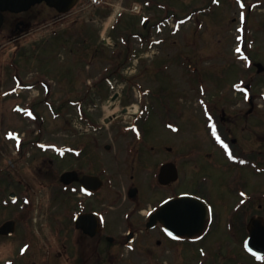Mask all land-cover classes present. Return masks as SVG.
<instances>
[{"label": "rangeland", "instance_id": "374dc122", "mask_svg": "<svg viewBox=\"0 0 264 264\" xmlns=\"http://www.w3.org/2000/svg\"><path fill=\"white\" fill-rule=\"evenodd\" d=\"M106 1L96 7L81 0L56 24L53 9L36 5L27 31L34 30L31 35L0 50V73L2 55L5 60L0 83L5 94L0 98V221L13 218L27 224L24 229L18 223L13 238L0 239L3 259L13 260L23 231L30 229L33 245L44 253L52 228L49 218L57 210L56 201H49V192L56 194L57 189L48 182L80 163L71 154L62 158V146L73 152L87 143L105 156L103 146L113 143L121 156L130 141L124 127L136 108L138 116L147 117L142 126L148 142L173 146L180 154L181 167L189 172L181 177V189L190 188L201 174H208L213 185L222 177L221 152L203 123L210 114L206 106L238 114L234 105L242 95L235 92L254 82L260 99L259 132L264 133V73L257 74L251 64L264 66V0H243L244 7L237 0ZM134 4L141 10L131 8ZM8 33V25L3 26L0 34ZM18 87L22 92L15 93ZM23 107L31 114L25 115ZM193 153L198 156L192 161ZM213 157L212 164L204 162ZM195 165L200 173L190 171ZM10 192L18 197L12 203L7 201ZM31 198L34 204L27 210L22 199ZM24 211H30L26 218Z\"/></svg>", "mask_w": 264, "mask_h": 264}, {"label": "flooded vegetation", "instance_id": "af4514ba", "mask_svg": "<svg viewBox=\"0 0 264 264\" xmlns=\"http://www.w3.org/2000/svg\"><path fill=\"white\" fill-rule=\"evenodd\" d=\"M34 16L32 9L4 12L0 30L8 25L9 33L0 34V40L12 35L15 39L26 36ZM2 77L1 73L0 83ZM254 86V82H247L241 85L240 92H235L242 95L236 101L238 105H234L240 111L238 114H228L224 108L218 113L216 106H206L205 111L210 114L203 123L212 145L221 152L222 177L218 185L212 184L208 174H201V179H192L190 188L181 189V177L189 172L182 169L180 154L173 146H152L148 142L146 128L142 126H146L145 115L133 114L129 126L124 127V136L130 141L119 157L121 148L113 143L103 146L105 156L96 153L97 148L93 150L91 144L82 143L73 152L64 144L62 158L71 154L80 163L63 169L56 180L48 182L57 189L56 194L49 192V201H56L53 209L57 210L49 218L52 228L47 232L44 253L33 245L30 229L23 231L22 240L23 244L28 239L29 245L20 244L13 260L3 259L0 253V264H264V253H253L264 252V178H260L264 174V133L259 132L263 130L259 124L260 99ZM113 120L105 122L119 121ZM172 128L179 131L178 125L177 130L173 125ZM237 128L240 131L235 133ZM196 155L193 153L192 161ZM215 157L204 162L212 164ZM165 164L175 176L169 183L159 179ZM197 168L195 165L190 171L200 173ZM10 193L7 201L12 203L17 196ZM181 196H194L207 205L204 225L197 234L193 232L194 217H179L180 204L164 205ZM30 203L34 204L33 198L30 202L28 199L27 210ZM26 213L30 211L21 214ZM6 220L15 223L12 233L8 227L1 231ZM6 220L0 221V239L13 238L18 223L24 229L27 227L13 218ZM181 222L186 223L180 227ZM187 232L194 235L188 236ZM22 251L24 255L18 258Z\"/></svg>", "mask_w": 264, "mask_h": 264}, {"label": "water", "instance_id": "95a60500", "mask_svg": "<svg viewBox=\"0 0 264 264\" xmlns=\"http://www.w3.org/2000/svg\"><path fill=\"white\" fill-rule=\"evenodd\" d=\"M77 0H0V11H4V10H8V11H12V12H20V11H24L26 9H28L29 7L37 4V3H41V2H45L48 6L56 9L59 13H65L67 11H69L73 6L74 4L76 3ZM1 18V16H0ZM257 67L259 69V71L262 70V67L260 64H257ZM167 169V166L165 165L162 169H161V174H160V177L162 178H166L169 176V174L167 173L168 171L166 170ZM68 174V173H67ZM173 179L172 177L168 178V180H165V181H169ZM190 199H183V198H180L176 201H174V203H179L180 204V210L182 212V210H185L182 208V205L185 206L186 208V205L187 203L189 204H192V205H195V207L191 210H194V212H200L203 210L204 212V209L203 207H201L197 201L194 202V201H189ZM8 227L9 229L12 228V223H6L3 225V229ZM2 228H1V231H2Z\"/></svg>", "mask_w": 264, "mask_h": 264}, {"label": "snow or ice", "instance_id": "6c2138e0", "mask_svg": "<svg viewBox=\"0 0 264 264\" xmlns=\"http://www.w3.org/2000/svg\"><path fill=\"white\" fill-rule=\"evenodd\" d=\"M237 51H239V49H237ZM213 134L215 135V128H213ZM217 139L219 138L217 137Z\"/></svg>", "mask_w": 264, "mask_h": 264}, {"label": "trees", "instance_id": "16d2710c", "mask_svg": "<svg viewBox=\"0 0 264 264\" xmlns=\"http://www.w3.org/2000/svg\"><path fill=\"white\" fill-rule=\"evenodd\" d=\"M58 33V32H57ZM58 35V34H57Z\"/></svg>", "mask_w": 264, "mask_h": 264}]
</instances>
